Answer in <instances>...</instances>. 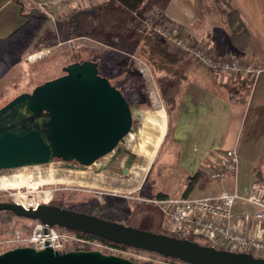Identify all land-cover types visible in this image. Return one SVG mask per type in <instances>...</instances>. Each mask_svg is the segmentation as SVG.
<instances>
[{
	"label": "rangeland",
	"instance_id": "rangeland-1",
	"mask_svg": "<svg viewBox=\"0 0 264 264\" xmlns=\"http://www.w3.org/2000/svg\"><path fill=\"white\" fill-rule=\"evenodd\" d=\"M201 3L202 14L199 15L197 23L202 22L204 14L215 16L212 22L215 24L213 31L223 27L228 18L233 24L238 22L228 0H201ZM155 6L163 12V21L173 23L158 1L151 2L146 9ZM220 8L225 14H221L223 12L219 11ZM221 18L224 19L223 22ZM70 20H67V23ZM45 21L46 28L41 29L44 30L43 34L35 36L34 46L32 42L26 46H0V107L19 93L30 91L37 83L62 75L65 63L91 58L98 63L100 75L107 77L125 95L133 115L132 132L114 152L89 167L74 162L54 161L44 165L0 170V201L9 202L20 195L24 200L31 199L32 196L36 199L38 195L48 199L51 195L48 204L57 201L67 209L79 210L108 203L104 211L94 210L93 213H110L112 219L124 225L170 235L165 230L156 208L141 199L157 196L160 192L174 193L175 180L188 173L180 168L176 158L167 160L164 149L169 140L159 147L161 141L157 139L158 135L165 132V104L159 86L162 81L158 79L155 67L143 57V40L139 39L132 51L120 50L99 35H88L83 29L75 28L65 31L61 29L58 21L55 22L51 18ZM134 30L140 34L135 26ZM43 37H47L46 41L50 44L35 50V46L44 39ZM113 40L112 38L111 41ZM192 40L198 43L196 39ZM200 45L206 47L204 43ZM39 52H42L40 57L27 59ZM157 127L161 129L158 130ZM123 149L127 150L128 157H123L120 153ZM116 155L120 158L115 159ZM126 158L128 161H125ZM194 175L197 180L188 195L201 197L204 193L199 188L210 182L215 184V181L207 179L202 172L193 173L190 178ZM216 184L219 186V183ZM253 211L254 208L247 202L238 200L234 207V217H248ZM31 223L32 220L16 215L6 224L0 223V240L7 236L1 231L3 228L9 230L20 227L26 231ZM197 242L207 245L199 240ZM6 250H0V253ZM127 251L135 253L134 257L130 256V260L134 262H170L150 252L134 248Z\"/></svg>",
	"mask_w": 264,
	"mask_h": 264
},
{
	"label": "water",
	"instance_id": "water-1",
	"mask_svg": "<svg viewBox=\"0 0 264 264\" xmlns=\"http://www.w3.org/2000/svg\"><path fill=\"white\" fill-rule=\"evenodd\" d=\"M62 71L0 107V170L54 161L89 166L114 152L132 132L133 115L125 95L100 75L95 61H74ZM0 210L186 264H264V258L250 253L216 249L51 204L26 209L0 202ZM0 264L147 263L99 251L60 253L24 246L1 252Z\"/></svg>",
	"mask_w": 264,
	"mask_h": 264
},
{
	"label": "crops",
	"instance_id": "crops-1",
	"mask_svg": "<svg viewBox=\"0 0 264 264\" xmlns=\"http://www.w3.org/2000/svg\"><path fill=\"white\" fill-rule=\"evenodd\" d=\"M100 1H71L51 9L52 16L48 18L37 12L32 0H0V46L33 45L35 36L46 28L45 20L50 18L58 21L61 29L73 30L74 25L67 20L83 15L85 8ZM228 2L238 22L233 24L228 18L223 27L213 31L214 15L204 14L202 22L197 23L202 14L201 0L158 1L182 34L204 43L209 50L263 60L264 0ZM158 79L162 81L159 86L165 104V132L159 147L169 140L164 149L168 161L176 158L185 173H198L212 166L223 150L236 147L238 183L247 187L258 165L264 178V77L251 86L245 77L210 72L183 56L170 73ZM217 183L219 186L210 182L200 187L202 196L231 191L234 186L231 179Z\"/></svg>",
	"mask_w": 264,
	"mask_h": 264
},
{
	"label": "built area",
	"instance_id": "built-area-1",
	"mask_svg": "<svg viewBox=\"0 0 264 264\" xmlns=\"http://www.w3.org/2000/svg\"><path fill=\"white\" fill-rule=\"evenodd\" d=\"M71 1L75 0H32L31 3L41 16L51 17V9ZM133 25L141 35L159 36L169 51L193 59L210 72L245 77L251 86L256 79L264 77V59L252 60L239 55L214 54L183 35L175 24L163 21V12L157 6L134 13ZM41 53L30 55L27 59L38 58ZM201 171L207 179L215 182L233 180V189L201 197L184 195L185 188L191 182V174L188 173L175 180L174 193L143 198L141 201L156 208L165 230L172 236L199 240L216 249L250 253L255 257L264 258V178L261 181L254 179L247 187L238 183L239 157L236 147L223 150L212 166ZM49 198L38 195L36 199L32 196L31 201L15 198L9 202L24 207L22 202L27 205L24 208L35 209L40 204H48ZM238 200H243L254 208L248 217H234V207ZM28 231L20 227L10 228L7 236L0 240V250L24 246L36 250L49 247L60 253L99 251L129 260L130 256L134 257L135 254L127 251L129 247L39 220H32ZM166 264L186 263L170 261Z\"/></svg>",
	"mask_w": 264,
	"mask_h": 264
},
{
	"label": "trees",
	"instance_id": "trees-1",
	"mask_svg": "<svg viewBox=\"0 0 264 264\" xmlns=\"http://www.w3.org/2000/svg\"><path fill=\"white\" fill-rule=\"evenodd\" d=\"M153 1L165 2L167 0H102L100 2L94 3L92 6L85 8L83 10V15L72 16L70 18L71 20L69 24L74 25L75 29H80V30L83 29V32L88 35L101 36L100 38H103L107 42L113 44L116 48L120 50L125 49L128 51H132L136 46L137 42L139 41V39H142L143 57L146 62H149L153 67H155V71H157L158 74L157 77H159L161 75L170 73L172 67L176 66L178 62H180V59L183 58V56L177 53L170 52L167 45L156 35L153 34L141 35L134 30L133 14L145 10L147 6ZM220 12H223L222 8H220ZM73 21L74 23H72ZM112 38L114 39L113 41H111ZM46 40L47 37L39 41L34 49L36 50V49H40L41 47L48 46L50 42ZM86 59L94 61L91 58H83L80 61ZM69 63L71 62L65 63V65ZM44 81L45 80L37 84H40ZM231 91L234 92V89H231ZM195 175L192 177L190 184L185 188L184 195H188L192 190L196 180ZM254 179L256 181L262 180L261 170L258 166L254 170ZM163 195H165V193L160 192L159 194H157V196H163ZM50 204L58 206L61 209L63 208L67 209V207H64V205H62L57 201L52 202ZM107 207H108V203L104 205L103 204L102 205L96 204L95 206L91 205L89 207H85L87 208L85 210L82 209L79 210L74 208H70V209L76 212H82L88 215L96 216L104 220L115 221L114 219L111 218L110 213L104 212V214L101 215L97 213H93L94 210L97 212H101V210L104 211L105 208ZM13 216H15V214L10 210H0V223L2 225L6 224ZM1 231L7 234L8 232H10V229L8 230L3 228ZM26 231L28 230L26 229ZM155 255L160 256L158 254ZM160 257L170 260L172 262L179 261L173 258H166L163 256Z\"/></svg>",
	"mask_w": 264,
	"mask_h": 264
},
{
	"label": "bare ground",
	"instance_id": "bare-ground-1",
	"mask_svg": "<svg viewBox=\"0 0 264 264\" xmlns=\"http://www.w3.org/2000/svg\"><path fill=\"white\" fill-rule=\"evenodd\" d=\"M162 123H163V122H162ZM157 129L159 130V129H161V128H158V127H157ZM162 136H163V132H160L159 135H158V138H157V139H158L159 141H161ZM88 167H89V166H88ZM21 199L24 201V199L22 198V196L18 197V200H21ZM26 201H31V200H30V199H27ZM21 204H23L24 207L27 206L25 203H22V202H21ZM175 237H176V236H175ZM177 238H178V237H177Z\"/></svg>",
	"mask_w": 264,
	"mask_h": 264
},
{
	"label": "flooded vegetation",
	"instance_id": "flooded-vegetation-1",
	"mask_svg": "<svg viewBox=\"0 0 264 264\" xmlns=\"http://www.w3.org/2000/svg\"><path fill=\"white\" fill-rule=\"evenodd\" d=\"M30 91H31V90H30ZM28 92H29V91H28ZM118 146H119V144H118ZM120 153L123 155V157H128V156H127L128 153H127V150H126V149L121 150ZM120 153H119V154H120ZM116 158L119 159L120 157H118V155H116V156H115V159H116ZM125 161H128V158H126ZM127 166H128V165H125V167H127Z\"/></svg>",
	"mask_w": 264,
	"mask_h": 264
}]
</instances>
